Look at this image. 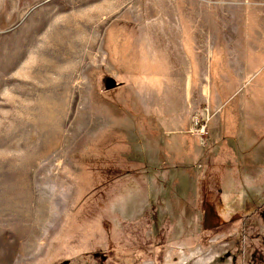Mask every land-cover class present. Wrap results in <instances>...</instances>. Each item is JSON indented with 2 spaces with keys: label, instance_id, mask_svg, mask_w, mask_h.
Instances as JSON below:
<instances>
[{
  "label": "rangeland",
  "instance_id": "374dc122",
  "mask_svg": "<svg viewBox=\"0 0 264 264\" xmlns=\"http://www.w3.org/2000/svg\"><path fill=\"white\" fill-rule=\"evenodd\" d=\"M253 37L264 0H0V264H264Z\"/></svg>",
  "mask_w": 264,
  "mask_h": 264
},
{
  "label": "crops",
  "instance_id": "0c3cea01",
  "mask_svg": "<svg viewBox=\"0 0 264 264\" xmlns=\"http://www.w3.org/2000/svg\"><path fill=\"white\" fill-rule=\"evenodd\" d=\"M89 43L87 44L91 46L92 43ZM262 43L264 41L253 37L250 46L245 49L244 45H241L242 48L239 49V108L237 106L236 111H239L237 118L242 129L239 142L247 148L242 152V164L245 165L243 169L247 174H250L249 169H257L253 174L255 171L264 174V153L260 151L258 154L259 151H256V155H253L251 151L258 148V144L246 139V134L242 135L251 129L261 134L264 139V49L260 48ZM252 160L255 161V168L251 166Z\"/></svg>",
  "mask_w": 264,
  "mask_h": 264
},
{
  "label": "water",
  "instance_id": "95a60500",
  "mask_svg": "<svg viewBox=\"0 0 264 264\" xmlns=\"http://www.w3.org/2000/svg\"><path fill=\"white\" fill-rule=\"evenodd\" d=\"M123 86V83L118 82V80L113 76H105L102 80V91L109 92L118 89Z\"/></svg>",
  "mask_w": 264,
  "mask_h": 264
},
{
  "label": "built area",
  "instance_id": "2783aa9c",
  "mask_svg": "<svg viewBox=\"0 0 264 264\" xmlns=\"http://www.w3.org/2000/svg\"><path fill=\"white\" fill-rule=\"evenodd\" d=\"M196 125L199 126V129H201L202 132L205 131V126H202V125L200 126V122H198V120L196 122Z\"/></svg>",
  "mask_w": 264,
  "mask_h": 264
},
{
  "label": "bare ground",
  "instance_id": "6f19581e",
  "mask_svg": "<svg viewBox=\"0 0 264 264\" xmlns=\"http://www.w3.org/2000/svg\"><path fill=\"white\" fill-rule=\"evenodd\" d=\"M73 54V53H72Z\"/></svg>",
  "mask_w": 264,
  "mask_h": 264
}]
</instances>
